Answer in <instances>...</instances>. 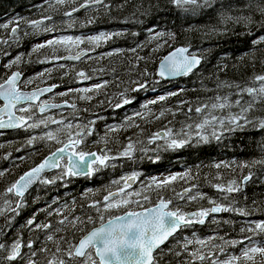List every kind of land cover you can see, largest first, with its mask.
<instances>
[{"label": "trees", "instance_id": "trees-1", "mask_svg": "<svg viewBox=\"0 0 264 264\" xmlns=\"http://www.w3.org/2000/svg\"><path fill=\"white\" fill-rule=\"evenodd\" d=\"M105 2L110 5L109 10L99 6L82 10L74 16L76 23L69 28L67 18L62 15V12L67 9H60V6L56 5V8L60 9L56 11L48 5V0H0V40H12L11 28L19 25V30L15 34L19 37V42H13L11 46L0 44V57L2 59L14 58L17 53H21L23 62L19 67L24 73V79L34 78L45 69L53 68L51 64L39 63L40 60L53 53L52 48L32 52V48L40 44L37 40L52 36L42 31L36 32L30 27V21L41 19L44 14L53 15L55 24L60 29L56 34L73 33L76 36L87 37L88 34L93 33L97 35L123 32L124 35H115L111 39L101 38L98 44L79 45V49H94L90 52V58L83 57L77 62L61 61L66 65L65 69L55 68L50 77L46 78L47 82L58 83L65 87L72 86L78 83L75 71L80 70H84L91 77L97 76L92 77L96 79L94 85L104 81L108 82L106 87L90 93L93 97L91 101L77 99L83 93L74 92L72 101L76 103L78 112L84 120L89 119L96 112L106 115L111 110L119 111L126 106L139 109L143 118H134L132 124L121 120L119 122L123 124L119 125L118 131L114 133L106 131V146L111 150L117 149V152L128 141H138L135 145L137 150L133 152L132 158H120L122 165L113 167L114 174H117L118 170L124 171L130 168L139 170L141 175L177 170L174 175L185 178L173 181L168 188L163 190L164 195L174 199L175 206L173 207L188 211L202 209L209 206L210 199L227 206L230 203L225 200L227 194L219 192L214 185L220 183L227 185L229 181L240 180L243 175L251 171L252 180L243 185L242 194H232L234 201H231L240 208H246L248 214L217 213L207 218L203 225L194 224L190 228L180 230L175 237H170L169 241L162 246L163 264H181V261L185 264H211L209 259L205 261L190 259L189 254L181 247L186 239L211 240L208 247L194 244L189 245L188 250L191 252L200 249L201 253L206 256L210 251L214 252L215 256L212 259L219 262L227 252L230 256L242 257L240 252L244 250V244L248 242L238 243L235 246L227 242L240 241L246 235L253 236L254 241H264V233L241 231V229L254 227L256 223L264 221V166L253 163L264 159V150H262L264 130H260L256 123L264 119V103L257 100L252 109L246 113L248 120L252 123H249L243 130L226 131L218 140L212 136L208 142L198 143L197 138L189 136V142L179 149H166L160 146L154 148L155 143L148 144L147 141L153 133L170 126L190 134L192 128H185V125H191L197 121V118H202V115L198 117L195 112L198 106L209 105L208 109L202 112L204 114L208 112L209 115L216 114L229 116V118L239 115L241 108L248 107L252 100L245 102L244 105L236 106L238 104L235 97L241 88L258 87L255 77L264 75V44L259 46L252 44V40L258 39L260 35H264V32L260 30L258 24H237L232 18L249 15L254 16L256 21L262 18L259 14L248 10L247 0H215L212 7H205L196 12L178 9L170 3V0H105ZM52 4H55V0H52ZM89 19H94V23L88 24ZM4 25L8 27L5 28ZM150 28L166 35L160 40H153L148 31ZM246 32H250L251 35H246ZM132 33L137 35L133 36ZM178 44L190 45L195 52L201 55V64L188 76H181L170 81H156L155 70L159 59L170 48ZM134 48L137 49L135 53L131 51ZM117 50L119 54L108 55ZM5 51L9 53V56L3 55ZM71 51H77V48L73 46L70 51H66L60 47L56 50V54L63 56ZM137 56L142 59L137 60ZM73 66L75 71H68ZM145 71L148 72L147 77L141 75ZM3 72L4 69L1 67L0 74ZM136 81L147 82V87L140 91H129V88L136 87ZM157 82L159 84L157 92H162V95L168 96V99L149 105L147 110L142 109V92L153 88ZM38 83L41 82L37 81ZM92 87L93 85L88 88ZM121 93L131 98L133 102L122 108H115V103L120 102ZM169 93L179 94L168 95ZM244 95H247L246 92L243 93ZM217 97H226L229 106L223 109H212L210 106L212 103H217ZM190 108L191 112H189ZM161 112H164L163 116L160 115ZM103 126L104 122L97 121L94 133L100 136ZM27 139L26 131L23 129L0 134V145H3L0 147V169L9 173L0 180V203L7 195L3 189L8 186V182L16 179L25 169L57 146L46 142H38L35 147L24 146ZM90 148L97 149L99 146L94 143ZM143 148L148 151L139 150ZM15 149H20V151H15ZM5 156L9 158L4 159ZM18 157H24V159L21 161L17 159ZM245 164L249 167L243 168L242 165ZM216 165H221V167L217 168ZM105 177L111 181L109 173H105ZM68 180L67 185L58 180L54 185L47 186L57 189L58 201L55 200L56 207H53L54 204L51 206L56 208L53 214L47 218L46 216L40 218L38 223H49L52 225L50 231L35 230L34 227L25 226L36 203L41 200L36 190L30 189L25 197V206L19 210L18 215L13 216L12 213H7L5 216H0V242L10 243L19 237L24 245L32 241V250H39L46 246L54 251L56 244L54 241H48L47 235H53L54 240L64 237L65 247L67 242L78 240L80 233L70 222L77 217L86 219L87 216H92L95 218L97 213L94 214V207L87 206L93 195L85 196L83 192L78 191L79 197H75V193H65L68 187L72 189L80 185L81 188L83 177L76 176ZM193 185L195 188L191 195L203 198L176 200L179 189L187 186L191 188ZM145 190V194H148L152 201L156 200L159 190L154 184L147 186ZM96 195L100 196L95 193L94 197ZM61 200H63L62 205H60ZM56 210L66 215L69 223L60 225L58 221L63 216L56 215ZM109 214L112 212L105 213V216ZM8 220H11V224L7 223ZM98 223L99 220L96 224ZM92 226L90 224L88 228ZM212 244L216 247L212 248ZM221 247L223 251L219 250ZM169 249L179 252L180 256L177 257ZM23 250L28 254L32 251L27 247H23ZM255 257L256 264L264 261V257L259 258V254ZM50 258L49 253H38L34 259L39 264H43L46 259ZM18 264H27V260L24 259ZM233 264H251V262L240 259L239 262L234 261Z\"/></svg>", "mask_w": 264, "mask_h": 264}, {"label": "snow or ice", "instance_id": "snow-or-ice-1", "mask_svg": "<svg viewBox=\"0 0 264 264\" xmlns=\"http://www.w3.org/2000/svg\"><path fill=\"white\" fill-rule=\"evenodd\" d=\"M215 0H170V3L178 9L184 11L196 12L205 7H212ZM48 5H51L54 10L67 9L62 12L63 17L67 18V27L71 28L76 21L74 16L82 10L91 9L94 7H103L106 10L110 9V5L105 0H55V4H52V0H48ZM56 5L60 6V9L56 8ZM47 6V5H46ZM188 6H191L190 8ZM247 8L250 12L259 14L262 18L259 21L254 19V16H236L232 19L235 23L245 24H258L260 30L264 32V0H247ZM88 24L94 23V19H89ZM30 27L36 30V32H44L52 34V38L48 39L44 43L36 44L32 48V52H38L41 49L52 48L53 53L50 56H46L40 60L39 63H46L53 65V68L45 69L34 78L24 79V73L20 69V64L23 62V55H16L14 58L8 60L2 67L4 72L0 74V130H12L23 129L26 132H31L34 129H40L41 132L37 135H30L25 144L28 147H35L38 142H46L48 144L59 145L55 147V150L50 151V154L45 156L38 164H34L29 170L25 171L18 178L8 182V186L3 189L7 195L3 199L5 208H0V216H5L7 213H12L13 216L19 214V210L25 206V197L30 188L36 184H55L58 180L65 181L68 178L76 176L91 177L101 168H106L110 165V162L118 158H132L133 152L136 151V143L138 141H129L126 145H122V151L116 154H112L111 149L104 148L98 151H86V139L88 136H92L95 132V124L98 120L102 119L100 116H95L90 121L80 122V118L76 116L77 105L75 102H71L67 99L63 103L49 102L45 97L50 94H54V90L60 85L48 84L46 78L50 77L51 72L55 68L65 69L66 65L61 61H80L83 57L90 58V52L79 49V45L93 44L101 40V38L107 40L111 39L115 35H124L123 32L117 33H100L98 36L80 37V36H68V35H56L60 29L55 24L53 15L44 14L41 19L32 20L29 22ZM3 27L7 28L8 25ZM19 30V25L11 28L13 34L12 40H0V44H8L11 46L13 42L18 43L19 37L15 34ZM153 40H160L166 34L157 32L155 29H148ZM246 35H251L250 32H246ZM133 36L137 35L132 33ZM252 44L259 46L264 44V35H260L258 39L252 40ZM75 46L77 51L75 54L67 56H61L56 54V50L60 47L66 51H70ZM133 53L137 49H131ZM119 54L116 52H110L108 55ZM6 57L9 56L7 51L3 52ZM137 60L142 59L137 56ZM202 62V57L197 52H192L188 47H177L174 51H171L167 56L163 57L160 61L157 75L161 78H171L177 76H188L192 74L194 70ZM15 69V70H14ZM68 71H75V67L68 69ZM67 75V72L65 73ZM75 75L78 78L77 82L91 79V76L84 70L75 71ZM142 76L147 77L148 72L141 73ZM37 81H40L44 86H37ZM255 81L259 85L258 87L241 88L240 92L247 93L253 97L248 107L241 108V113L230 117L225 126V121L218 118L215 115L206 117L201 123L194 125L196 131L194 133L197 138V142H208L209 136L207 129L209 126L213 128L211 135L217 140L220 139V135L217 134L216 125L219 124L222 128L226 127L227 131L243 130L249 123L246 113L252 109L256 101L264 103V75H257ZM107 81L103 83H97L92 88H77L73 89L70 86L67 87L65 92L59 93L61 97L71 96L75 93H83L79 95L77 99L91 101L93 97L90 95L93 91H98L107 86ZM135 88H129V91L135 92L145 89L147 82L136 81ZM239 87V86H237ZM22 89H31L24 91ZM179 93H169L168 95H178ZM168 99V96L161 95L156 100L148 101L146 104L141 105L142 109L147 110L149 105L157 104L161 101ZM217 103H212L211 108H225L229 106L227 104L226 97H217ZM133 100L124 93L120 94V102L115 103V108H122L125 105L131 104ZM27 104L26 107L22 106ZM241 101H237L240 104ZM209 105L205 104L195 108L197 114H201L207 110ZM71 108L74 110L73 116L76 119L69 118L63 113L59 117L55 115H48L52 109ZM87 111V110H85ZM192 109H189L191 112ZM161 116L164 112L160 113ZM134 118H143L141 112H136L133 117L126 118L128 124H132ZM158 118V117H157ZM260 130H264V119L256 122ZM192 126H189L191 128ZM120 128L119 125H112L107 129L108 133H114ZM102 139L107 142V134ZM189 134L181 130L180 133H176L171 128H166L163 132L153 133L148 139V144H153L156 141L163 140V145H158L166 149H179L185 146L189 142ZM3 147V145H0ZM142 151H148V149H140ZM264 150V148H262ZM20 151V149H15ZM5 156L4 159H8ZM17 159L23 160L24 157H18ZM264 166V159H260L253 162ZM217 168L221 165H216ZM243 168H248L249 165H242ZM49 170H57L58 174L52 177H46L44 174ZM9 173L6 170L0 169V180H2ZM136 174L123 178V182L126 185H130ZM184 176L173 175L163 180L156 181L153 178L157 191L156 200L150 201V196L145 193L136 192V196H140L141 200H132L129 198L117 199V196L130 197L132 194L127 192L125 188H120L117 193L109 192L104 196V204L101 207L98 206L99 202L91 205L97 209V217L87 216L86 219L79 217L72 220L70 223L76 228L80 236L78 240L73 242H67L65 247V238L60 237L58 240H54L53 235H47L48 241H54L56 244L55 250L47 248L46 246L39 250L33 249V242L29 241L26 245L22 240L17 237L10 244L0 242V252L6 253L0 255V264H13L18 259H25L22 252L23 247H27L30 251L27 256V264H39L34 259L38 253H49L50 259H46L44 264H163L162 245H165L169 241L170 237H175L176 234L185 228H190L194 224L203 225L206 222V218L212 214L222 212H235L239 215H246L247 209L238 207L234 202L232 194H242L244 192L243 185H246L248 181L252 180L253 174L251 171L247 175H243L240 180H231L224 185L222 183L214 185L219 192L225 195V200L230 203L225 206L223 203H217L216 201H209L212 205L209 208H202L196 212H184L179 207L173 208L175 203L173 198L163 194V190L177 179H184ZM119 183V182H114ZM195 188L193 185L191 188H185L182 193L178 194L180 200L184 199H197L203 197L191 196L192 190ZM152 203L151 207H147L148 203ZM135 203L138 208H142L141 211H126L120 216H110L105 220V213H110L114 208L131 207ZM48 214L52 215L51 208L48 210ZM56 215H62L63 218L58 221L60 225L69 223L68 217L56 210ZM99 220V227L95 224ZM226 222V221H225ZM11 224V220L7 221ZM93 225L91 229L88 225ZM26 227L33 228L35 230H51L52 225L49 223L39 224L36 223V216L33 215L26 221ZM59 231V229H57ZM243 232L251 231L255 234L264 233V221L256 223L254 227L248 229H241ZM248 242L252 244L251 247H245L242 252V257L232 256L224 264H233V261H239L240 259L256 264L255 255L259 254L264 257V241L255 242L253 236L246 235L240 241H229L231 245L244 244ZM200 244L203 247H208L211 244V240L186 239L185 243L181 246L186 253L189 254L190 259L205 261L211 260V264H220L218 260L212 259L215 256L214 252H209L206 256L201 253L200 249L189 252L188 246ZM212 248L216 245L212 244ZM223 251L221 247L219 249ZM177 257L180 256L179 252H175L173 249H169ZM181 264H185L181 261ZM264 264V261L261 262Z\"/></svg>", "mask_w": 264, "mask_h": 264}, {"label": "flooded vegetation", "instance_id": "flooded-vegetation-1", "mask_svg": "<svg viewBox=\"0 0 264 264\" xmlns=\"http://www.w3.org/2000/svg\"><path fill=\"white\" fill-rule=\"evenodd\" d=\"M80 49H82V48H80ZM71 52H73V51H71ZM74 52H76V51H74ZM2 58V57H1ZM4 59V58H3ZM2 59V62L4 61V60H6V59H4L3 60ZM68 62H77V61H68ZM62 63V62H61ZM47 65H50V64H47ZM2 67V66H1ZM1 67H0V69H1ZM95 77H97V76H95ZM90 81H96V79H94V78H92L91 77V79H89V80H86V81H83L82 83H77V84H74V85H72V87H74L73 89H76L75 87H78V86H81V85H85V84H87V83H89ZM48 84H50L51 82H47ZM41 84H43V83H41ZM40 84V85H41ZM37 86H39V85H37ZM71 87V86H70ZM67 90V87H65V86H60V87H58V89H55L54 90V94H50L49 96H47V97H45L46 99H48L49 101H59V100H65V99H67V100H69V101H71V102H73L72 100H73V98H74V93L71 95V96H68V97H63V98H61V96H59V93L58 92H60V91H62V92H65ZM2 104V102H0V105ZM22 106H27V104H24V105H22ZM132 106V105H131ZM112 108H114V107H112ZM129 108V109H128ZM77 110H78V108H77ZM133 110H134V112H140L139 111V109L138 110H136L134 107H129V106H126V107H124L123 109H121V110H119V111H117V109H115V110H111L108 114H103V113H101V112H96V113H93L91 116H90V118L89 119H86V120H84L83 119V116L77 111L76 112V115H78V117L80 118V122L81 123H83V122H85V121H90V120H92L95 116H100V117H102V119H100V120H98V121H100L101 123H103L104 122V126H103V129L100 131L101 132V135L99 136V135H97V134H93L92 136H88L87 137V139H86V146H84V150H86V151H92V150H95V151H98L99 149H104V148H108V149H111V148H109L108 146H106V142H105V140L104 139H102V137H105V134H106V131H107V128H109L110 126H109V124H113V125H116V123L117 122H119V121H121V120H123V122L124 123H127V120H126V118H128V115L127 114H133L132 112H133ZM73 112H74V110L73 109H71V108H63V109H52V110H50V112L48 113V114H54L55 116H57V117H59V115H60V113H63L65 116H67V117H69V118H72V119H76V117H74L73 116ZM57 114V115H56ZM130 117H132V116H130ZM189 126H191V125H189ZM189 126L188 125H186L185 126V128H189ZM171 128H174V127H172V126H170ZM192 128H194V125H193V127ZM13 130H16V129H12V130H2V131H0V134H6V132H8V131H13ZM163 130H165V129H160L159 130V132L160 131H163ZM41 132V130L40 129H34V130H31V132H27L26 134L27 135H37V134H39ZM94 143H97L98 144V146H99V148H97V149H94V148H90V147H92L93 146V144ZM59 145H57L56 147H58ZM55 148H53L52 150H54ZM52 150H50V151H52ZM49 151V152H50ZM111 152H112V154H115V153H118L117 152V149H112L111 150ZM48 153V152H47ZM46 153V154H47ZM45 155V154H44ZM43 155V156H44ZM42 156V157H43ZM41 157V158H42ZM40 158V159H41ZM39 159V160H40ZM115 160H118V161H120V158H118V159H114V160H112L111 162H110V165L108 166V167H106V168H101L99 171H97L93 176H91V177H84V176H82L83 177V185H82V187L80 188V185H76L75 187H73L72 189L70 188V187H68L67 189H65V193H68V194H70V193H75V197H79V192L78 191H80V192H83L84 194H85V196H88V195H93V198L91 199V200H89L88 201V203H87V206L88 205H93V204H96L97 202H99V204H98V206L99 207H101V209H102V206H103V204H104V196H106V195H108V193L109 192H113V193H117L118 191H119V189L120 188H122L121 186H120V180L119 181H115V179L117 178V176H118V178H120V176H121V174L122 173H120L119 175H118V173H119V170H118V172H117V174H114V172H112V173H109L110 171H111V168H113L114 167V162H115ZM113 162V163H112ZM36 163V162H35ZM33 165V164H32ZM31 165V166H32ZM26 170V169H25ZM136 170V169H135ZM124 171H126V170H124ZM55 172H57V170H50V171H47L44 175L46 176V177H52V173H55ZM105 173H109V175H110V179H111V181L110 180H108V179H106V177H105ZM124 173H126V172H124ZM97 175V179H95V176ZM130 175H133V174H129L127 177H129ZM108 182H107V181ZM137 180H139V176H137V174H136V176H135V180H134V182L132 183V185L130 186V185H126V187H129V188H133L134 186H135V183H136V181ZM62 183H64V184H69V180L67 179V180H65V181H61ZM114 182H119V183H114ZM122 182V181H121ZM48 185H54V184H41V183H36L35 185H33L30 189H35L36 190V193H37V195H38V197H40L41 198V200H40V202L39 203H36V205H35V207H34V209H33V211H32V214L28 217V219L29 218H31L33 215H35V214H38V215H35L36 216V223H38L40 220V218H42V217H44V216H46V218L49 216V214H48V209L49 208H51L52 209V211H54L56 208H52L51 206H53V204L56 202V201H58V196H57V194H56V191H57V189L55 188V187H47ZM68 186H70V185H68ZM108 188V190H107V188ZM29 192V191H28ZM98 194V195H100V196H95L94 197V194ZM57 198V199H56ZM94 199V200H93ZM56 200V201H55ZM63 200H61V204L60 205H62V202ZM152 201V200H151ZM155 201V200H154ZM154 201H152V202H154ZM143 203V202H142ZM52 204V205H51ZM149 205H152V203L150 202V203H148L147 205H145V206H149ZM53 207H56V204H54V206ZM135 209H139L137 206L136 207H134ZM135 210V209H131V208H126L125 210ZM94 211V214L96 215V213H97V209L95 208V209H93ZM115 210H117L116 208H114V209H112L111 210V212L113 213V211H115ZM122 210V209H121ZM124 210V211H125ZM48 220V219H47ZM22 252L24 253V257H25V259L27 258V256L29 255L28 253H26L25 252V250H23V248H22ZM6 253H3V252H0V255H5ZM24 260V259H23ZM23 260H21V259H18L17 261H15V262H13V264H18V263H20L21 261H23Z\"/></svg>", "mask_w": 264, "mask_h": 264}, {"label": "rangeland", "instance_id": "rangeland-1", "mask_svg": "<svg viewBox=\"0 0 264 264\" xmlns=\"http://www.w3.org/2000/svg\"><path fill=\"white\" fill-rule=\"evenodd\" d=\"M8 20H9V18L7 19V21H8ZM13 25H14V24H13ZM14 27H16V26H14ZM56 35H68V36L76 37V35H74L73 33H58V34H56ZM98 35H99V34L96 35V34L93 33V34H88L87 37H90V36H98ZM51 38H52V36H47V37L41 38V39L37 40V43L46 42L48 39H51ZM16 55H21V53H17ZM11 58H12V57H11ZM11 58H8V59L4 60V61L1 63L0 67H1L3 64L7 63L8 60L11 59ZM92 74H93V73H92ZM94 76H95V75H94ZM94 76H92V77H94ZM27 79H28V78H27ZM155 80L158 81V80H163V79L157 77ZM167 81H168V80H167ZM94 83H96V82H94V81H90L89 83H87V84H85V85H81V86H78V87H75V88H88V87H91L92 85H94ZM40 84H41V83H38L37 85H40ZM158 87H159V84H158V82H157V84H155L153 88L146 89V91H143V92H142V97H141L142 104H146L148 101L154 100L155 98H157V97H159V96L162 95V92H160V91L157 92L158 89H159ZM71 88H74V87L71 86ZM58 93H62V91H60V92H58ZM237 93H238V94L236 95L235 98H236L237 101H241V103L238 104V105H236V106H240L241 104L244 105V104H246L245 102L250 101V100L253 99V97H252L251 95L247 94V93H246V94H247V95H246L247 97H246L245 95L243 96V93L241 94L240 90H238ZM25 104H26V103H25ZM24 107H26V106H24ZM61 109H63V108H61ZM140 109H141V108H140ZM132 113H134V112H132ZM48 115H54V114H48ZM127 115H128V117L133 116V114H132V115H131V114H127ZM197 115H198V117H199L200 115H202V118H201V119L197 118V121L191 124L192 127H193V125H195V124H197V123H201L206 117H209V116H210V115L208 114V112L205 113V114H204V113H201V114H197ZM214 115L217 116L218 118L223 119V120L225 121V126H226V127L229 126V125H227V121L230 119L229 116H219V115H216V114H214ZM59 116H60V115H59ZM76 116H78V115H76ZM116 124H118V125H122L123 122H117ZM112 125H113V124H109V126H112ZM185 126H186V125H185ZM188 126H189V125H188ZM192 127H191V128H192ZM226 127L222 128L219 124H217V125H216V131H217V134L221 136L222 133H224V132L227 131V130H226ZM166 128H171V127H166ZM166 128H164V129H166ZM171 129H173L176 133H180V132H181L180 129H175V128H171ZM195 131H196L195 127L192 128V132L189 134V136H192V137L196 138L195 135H194ZM212 131H213V128H212L211 126H209L208 129H207V134H208L209 138L212 137V135H211ZM26 133H27V132H26ZM26 136H27V138H29L30 135H27V134H26ZM213 138H214V137H213ZM191 141H192V140H191ZM128 142H129V141H128ZM128 142H127V143H128ZM127 143H126V144H127ZM163 144H164V141H163V140L156 141V142H155V147H154V148L158 147V145H163ZM24 146H26V144H24ZM139 150H140V149H139ZM120 151H122V149H121ZM115 154H116V153H115ZM112 163H113V162H112ZM120 165H122V163H121L120 161H118V160H115V162H114V167H119ZM110 166H111V165H110ZM112 172H114V168H111V171H110L109 173H112ZM124 172H126V173H124ZM120 173H122L121 176H120V178H118V176H117V178L115 179V181H116V180H117V181L120 180V186H121L122 188H125L126 191L129 192V193H131L132 195H131L130 197H124V196L120 195V196H117V199L129 198V199H132V200H141V203H142V202H143V201H142V198H141L140 196H136V195H135L136 192L145 193V192H146L145 188L147 189V186H149V185H153V183H152L153 178H155L156 181H160V180H163V179H165V178H167V177L173 176L175 173H177V170H164V171H159V172H150V173L142 174V175H141V172H140L139 170H135V169L130 168L129 170H126V171H119L118 175H119ZM134 173L137 174V176H139V180L136 181L135 186H134L133 188L126 187V184L123 182V178H126L129 174H134ZM57 174H58V172H55V173H52L51 175L54 176V175H57ZM121 181H122V182H121ZM185 188H189V186L184 187L183 189H179L178 194L182 193L183 190H184ZM178 194H177V198H176V200H177V201H181V200L178 198ZM191 196H192V195H191ZM3 199H4V198H3ZM3 199L1 200L0 208H5V205H4V203H3ZM150 200H151V198H150ZM209 201H213V199H210ZM214 201H215V200H214ZM177 203H178V202H177ZM208 203H209V202H208ZM217 203H219V202H217ZM174 206H175V205H174ZM211 206H212V205L209 203V206H208V207H205V208H209V207H211ZM134 207H136V204H135V203H133V204L131 205V207L116 208L117 210L113 211L112 214H109V215H107V216H105V217H106V219H107V218H109L110 216H114V215H118V214L122 213L126 208L135 209ZM173 208H175V207H173ZM121 209H122V210H121ZM198 210H200V209H198ZM182 211H183V210H182ZM213 215H216V214H212L210 217H212ZM210 217H208V218H210ZM206 219H207V218H206ZM183 238H184V237H183ZM11 242H12V241H11ZM11 242H10V243H11ZM255 242H257V241H255ZM10 243H8V244H10ZM244 245H245V246H244L243 248L253 246L252 244H249V243H246V244H244ZM260 246H264V244H260ZM242 252H243V250L240 252V254H242ZM240 254H238V255H240ZM230 257H232V256H230V254H228V252H227V254H226L225 257L222 259V261L220 262V264H224V262L227 261V260H229ZM259 258H262V256H260ZM255 259H256V257H255ZM233 262H234V261H233ZM235 262H237V261H235ZM238 262H239V261H238ZM43 264H44V263H43ZM189 264H191V263H189Z\"/></svg>", "mask_w": 264, "mask_h": 264}, {"label": "water", "instance_id": "water-1", "mask_svg": "<svg viewBox=\"0 0 264 264\" xmlns=\"http://www.w3.org/2000/svg\"><path fill=\"white\" fill-rule=\"evenodd\" d=\"M188 47L189 49H190V51H192V52H195V50L193 49V48H191V46L190 45H184V44H178V45H176V46H174V47H172V48H170L162 57H161V59L163 58V57H165V56H167L171 51H174V49L175 48H177V47ZM81 50H84V51H89L90 49H88V48H82ZM76 52H68V53H66V54H64L63 56H67V55H70V54H75ZM200 55V54H199ZM201 56V55H200ZM161 59H159V61H158V63H157V65H156V70H155V74H156V76L157 77H159L158 75H157V72H158V68H159V64H160V61H161ZM1 63H2V58L0 57V65H1ZM15 70V69H14ZM179 77H181V76H177V77H171V78H161V77H159V78H161V79H163V80H174V79H177V78H179ZM50 84H58V83H50ZM59 85V84H58ZM39 86H44V84H41V85H39ZM56 89H58V88H56ZM22 90H24V91H29V90H31V89H22ZM63 101L64 100H59V101H49V102H52V103H63ZM0 106H2V104L0 105ZM0 131H2V130H0ZM160 132H163V131H160ZM55 150V149H54ZM53 151V150H52ZM93 151H95V150H93ZM50 154V152H48L47 154H45L40 160H38L36 163H34V164H38V163H40L41 161H42V159L45 157V156H47V155H49ZM33 164V165H34ZM32 165V166H33ZM32 166H30V167H28L26 170H24L20 175H22L25 171H27V170H29ZM50 171V170H49ZM19 175V176H20ZM18 176V177H19ZM130 176H132V175H130ZM17 177V178H18ZM135 180V179H134ZM134 182V181H133ZM132 182V183H133ZM132 183L130 184V186L132 185ZM35 185V184H34ZM113 193V192H112ZM152 205H149V206H147V207H151ZM141 210H143L142 208H139V209H135V210H125L124 212H122V213H120V214H118V215H114V216H120V215H123L126 211H141ZM196 211H198L197 209H192V210H189V211H186V212H196ZM107 220V219H106ZM96 227H99V224H97V225H95ZM92 228V227H91ZM90 228V229H91ZM163 246V245H162Z\"/></svg>", "mask_w": 264, "mask_h": 264}, {"label": "bare ground", "instance_id": "bare-ground-1", "mask_svg": "<svg viewBox=\"0 0 264 264\" xmlns=\"http://www.w3.org/2000/svg\"><path fill=\"white\" fill-rule=\"evenodd\" d=\"M15 170V169H14ZM26 236V235H25Z\"/></svg>", "mask_w": 264, "mask_h": 264}]
</instances>
